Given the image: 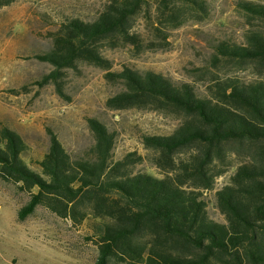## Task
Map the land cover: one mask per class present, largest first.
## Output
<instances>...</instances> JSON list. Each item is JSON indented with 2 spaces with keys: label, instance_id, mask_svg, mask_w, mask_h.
Masks as SVG:
<instances>
[{
  "label": "trees",
  "instance_id": "trees-1",
  "mask_svg": "<svg viewBox=\"0 0 264 264\" xmlns=\"http://www.w3.org/2000/svg\"><path fill=\"white\" fill-rule=\"evenodd\" d=\"M17 1L0 0V10ZM178 4L201 17L208 13L206 0H157L154 32L164 42L167 23L176 28L186 22ZM236 5L250 25L245 42H220L215 59L264 66V1ZM151 6L150 0H109L92 21L66 19L52 35L53 48L36 58L54 67L41 84L53 82L60 95L64 70L85 62L123 86L108 98V109L176 117L180 122L173 133L142 138L162 176L135 172L145 160L137 152L116 160V134L88 118L94 145L78 158L48 129L50 147L39 162L41 173L24 160L29 146L23 137L3 126L0 178L30 196L18 211L20 221L39 206L76 226L91 220L96 264H264V81L230 78L201 96L192 84L156 71L130 66L113 71L102 48L123 44L140 50L144 40L133 30L135 20L141 12L151 19ZM230 168H235L230 181L217 188ZM207 193L214 194L224 223L210 216Z\"/></svg>",
  "mask_w": 264,
  "mask_h": 264
},
{
  "label": "rangeland",
  "instance_id": "rangeland-1",
  "mask_svg": "<svg viewBox=\"0 0 264 264\" xmlns=\"http://www.w3.org/2000/svg\"><path fill=\"white\" fill-rule=\"evenodd\" d=\"M108 1L18 0L0 10V129L9 126L23 137L29 146L23 158L39 173L42 172L39 162L50 147L48 129L78 158L94 145L88 118H97L116 134V160L137 152L145 160L135 167V172L162 176L142 138L173 133L180 122L176 117L139 109H108V98L123 86L108 82L104 69L85 62L78 63L75 69L64 70L60 81L64 95L58 93L53 82L41 84L54 67L36 56L53 48L52 35L60 24L69 18L92 21ZM150 1L151 19L141 12L133 29L143 37L140 50L123 44L102 48L103 56L112 62L113 71L124 66L142 72L156 71L178 84H192L201 96H208L212 86L230 78L245 83L264 81V66L215 59V48L220 42L240 45L245 42L250 25L236 5L239 0H206L208 13L204 17L178 4L186 22L176 28L166 24L167 42L154 32L157 0ZM234 170L230 168L218 178L216 187L226 185ZM206 195L210 216L224 223L214 194ZM29 200L30 196L19 186L0 178V264H96L99 251L91 220L76 226L39 206L20 221L18 211Z\"/></svg>",
  "mask_w": 264,
  "mask_h": 264
}]
</instances>
